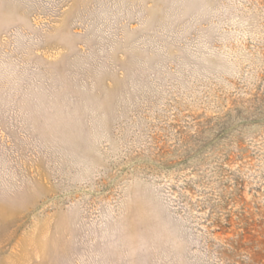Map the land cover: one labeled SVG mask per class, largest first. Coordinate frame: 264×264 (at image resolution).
Returning <instances> with one entry per match:
<instances>
[{
	"label": "rangeland",
	"instance_id": "374dc122",
	"mask_svg": "<svg viewBox=\"0 0 264 264\" xmlns=\"http://www.w3.org/2000/svg\"><path fill=\"white\" fill-rule=\"evenodd\" d=\"M0 264H264V0H0Z\"/></svg>",
	"mask_w": 264,
	"mask_h": 264
}]
</instances>
